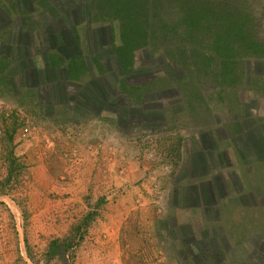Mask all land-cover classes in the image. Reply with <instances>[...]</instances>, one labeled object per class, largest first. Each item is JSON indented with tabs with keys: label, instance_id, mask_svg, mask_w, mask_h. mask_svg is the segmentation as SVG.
<instances>
[{
	"label": "rangeland",
	"instance_id": "1",
	"mask_svg": "<svg viewBox=\"0 0 264 264\" xmlns=\"http://www.w3.org/2000/svg\"><path fill=\"white\" fill-rule=\"evenodd\" d=\"M0 264H264V0H0Z\"/></svg>",
	"mask_w": 264,
	"mask_h": 264
},
{
	"label": "trees",
	"instance_id": "2",
	"mask_svg": "<svg viewBox=\"0 0 264 264\" xmlns=\"http://www.w3.org/2000/svg\"><path fill=\"white\" fill-rule=\"evenodd\" d=\"M71 59H72V56L69 57L68 59L65 58L66 63H69L68 61H70ZM94 60H95V59H94ZM71 62H72V61H71ZM63 68H64V70L68 69V68L66 67V65H65V67H63ZM66 74H67V72L64 74L65 78H66V76H67ZM89 81H90V80H89ZM63 243H64V242H63ZM63 243H62V245H61L60 247H59V245H56L55 242L52 243V245L57 246V247L61 248L63 251H65L66 247L63 245Z\"/></svg>",
	"mask_w": 264,
	"mask_h": 264
}]
</instances>
